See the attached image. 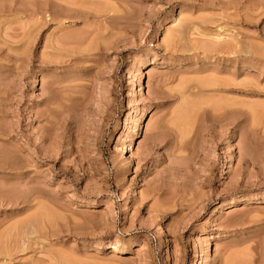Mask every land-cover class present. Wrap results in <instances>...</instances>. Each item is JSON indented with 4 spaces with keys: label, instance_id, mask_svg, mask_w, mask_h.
Here are the masks:
<instances>
[{
    "label": "rangeland",
    "instance_id": "rangeland-1",
    "mask_svg": "<svg viewBox=\"0 0 264 264\" xmlns=\"http://www.w3.org/2000/svg\"><path fill=\"white\" fill-rule=\"evenodd\" d=\"M0 264H264V0H0Z\"/></svg>",
    "mask_w": 264,
    "mask_h": 264
},
{
    "label": "bare ground",
    "instance_id": "bare-ground-1",
    "mask_svg": "<svg viewBox=\"0 0 264 264\" xmlns=\"http://www.w3.org/2000/svg\"><path fill=\"white\" fill-rule=\"evenodd\" d=\"M71 35H72V34H71ZM67 36H68V35H67ZM69 36H70V35H69ZM58 39H59V38H58ZM66 39H67V38H66ZM75 40H76V38H75ZM64 41H65V40H64ZM208 81H209V80H208ZM210 82H211V81H210ZM214 82H215V81H213V84H214ZM215 84H216V83H215ZM211 88H212V87H211ZM202 94H203V93H202ZM198 99H199V98H198ZM200 99H201V98H200ZM205 99H206V98H205ZM205 99H204V100H205ZM227 101H228V100H227ZM235 101H236V100H235ZM200 102H201V101H200ZM204 102H205V101H204ZM184 104H185V103H184ZM187 106H188V105H187ZM196 106H197V105H196ZM194 110H195V109H194ZM194 110H193V111H194ZM196 110H197V109H196ZM193 111H192V112H193ZM179 116H180V115H179ZM182 117H183V116H182Z\"/></svg>",
    "mask_w": 264,
    "mask_h": 264
}]
</instances>
